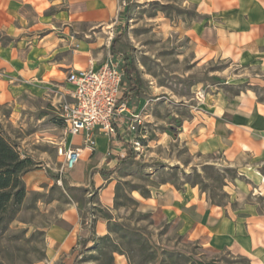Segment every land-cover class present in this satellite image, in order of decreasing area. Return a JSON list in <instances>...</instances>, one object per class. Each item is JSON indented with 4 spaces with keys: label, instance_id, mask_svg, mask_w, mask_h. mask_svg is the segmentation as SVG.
<instances>
[{
    "label": "rangeland",
    "instance_id": "374dc122",
    "mask_svg": "<svg viewBox=\"0 0 264 264\" xmlns=\"http://www.w3.org/2000/svg\"><path fill=\"white\" fill-rule=\"evenodd\" d=\"M113 22L110 37L120 39L115 44L119 56L112 57L121 69L123 56L137 69L141 92L129 102L142 119L136 132L122 134L130 140L126 149L133 158L117 171L113 207L104 208L90 186L73 184L62 157L57 158V146L49 144L64 138L56 101L69 90V70H54L55 82L25 84L17 77L24 86L13 88L11 103L0 106V132L44 177L31 189L23 176L25 199L15 219L0 230V264H252L247 256L215 252L188 240L168 212L143 210L139 200L154 196L167 182L183 192L195 189L211 204L240 216L264 213V195L255 192L264 178V156L242 155L246 164L228 162L217 138L200 142L199 124V118L210 116L211 99L219 91L232 96L260 88L253 92L264 100V72L218 56L205 61L193 50L188 37L196 24H203L193 0H118ZM255 79L261 81L256 84ZM259 191L264 192L263 187ZM73 205L93 241L82 248L88 237L79 239L70 254L53 259L47 228ZM97 220L107 225L102 236L94 233Z\"/></svg>",
    "mask_w": 264,
    "mask_h": 264
},
{
    "label": "crops",
    "instance_id": "0c3cea01",
    "mask_svg": "<svg viewBox=\"0 0 264 264\" xmlns=\"http://www.w3.org/2000/svg\"><path fill=\"white\" fill-rule=\"evenodd\" d=\"M193 2L203 24H196L188 38L203 60L218 56L228 63L257 67L264 72V0ZM117 3L118 0H0V106L9 105L13 88L23 87L24 83L55 82L54 70H69L65 76L69 92V72L85 69L90 62L97 68L112 57L108 49L112 36L109 30L114 26ZM103 33L108 34L107 38ZM102 46L105 47L100 49ZM17 77L23 78L24 83L16 82ZM254 81L258 84L261 80ZM210 105V116L199 118L203 129L200 142L217 138L223 159L228 162L243 160L246 164L242 155L264 156V104L253 91H239L232 96L219 91ZM128 106L132 113H140L130 102ZM125 127L122 121L118 124L117 139L97 136L94 152L83 149L79 161L67 174L73 184L95 190L99 203L106 209L114 204L117 171L131 159L125 158L132 153L126 149L130 140L122 135L127 133ZM68 137L66 148L82 147L81 137ZM62 139L50 142L51 148L59 146ZM235 146H239L240 152ZM99 171L111 173L103 176ZM43 174L40 169L26 173L29 188H36ZM258 187L264 189L262 176ZM259 190L255 192L264 195ZM139 204L143 210L168 212L172 224L188 240L197 241L206 249L230 250L247 256L252 264H264V213L240 216L226 206L211 204L208 197L195 189L183 192L167 182L158 186L154 196L140 198ZM106 230L105 222H95L97 236L104 235ZM89 234V229L79 223L75 205L69 206L47 228L48 251L53 259L68 255L79 239Z\"/></svg>",
    "mask_w": 264,
    "mask_h": 264
},
{
    "label": "built area",
    "instance_id": "2783aa9c",
    "mask_svg": "<svg viewBox=\"0 0 264 264\" xmlns=\"http://www.w3.org/2000/svg\"><path fill=\"white\" fill-rule=\"evenodd\" d=\"M66 82L72 89L58 103L64 138L57 146V154L63 157V168L72 170L83 149L94 152L97 136L115 137L121 121L127 132H136L142 119L130 111L128 100L121 101L126 91L123 71L110 56L97 68L90 62L85 69L69 72ZM68 136L81 137L82 147L66 148Z\"/></svg>",
    "mask_w": 264,
    "mask_h": 264
},
{
    "label": "trees",
    "instance_id": "16d2710c",
    "mask_svg": "<svg viewBox=\"0 0 264 264\" xmlns=\"http://www.w3.org/2000/svg\"><path fill=\"white\" fill-rule=\"evenodd\" d=\"M130 7L127 5L125 17L128 16ZM120 39L117 35L110 41V53L113 56H119L115 49V44ZM123 83L126 84V91L121 101L136 97L141 92V79L137 74V69L128 57H122ZM260 88H252L255 90ZM258 97V96H257ZM258 101L264 103V100L258 97ZM133 158V153L125 157ZM36 163L29 157H22L16 147L10 143L0 132V230L11 223L23 203L26 196V188L23 176L33 170ZM103 176L109 175L111 171H99ZM93 238L88 237L83 241L85 248ZM82 253H80V257ZM76 259L78 262L79 258Z\"/></svg>",
    "mask_w": 264,
    "mask_h": 264
}]
</instances>
